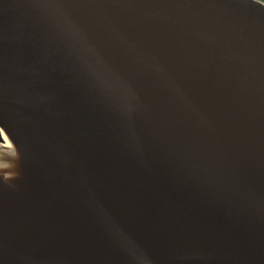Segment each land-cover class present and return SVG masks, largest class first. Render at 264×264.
Returning <instances> with one entry per match:
<instances>
[{"label": "water", "instance_id": "water-1", "mask_svg": "<svg viewBox=\"0 0 264 264\" xmlns=\"http://www.w3.org/2000/svg\"><path fill=\"white\" fill-rule=\"evenodd\" d=\"M140 97L192 141L133 113ZM0 121L79 229V258L154 264L97 191L183 264H264V201L224 145L234 134L264 168V0H0ZM50 257L70 260L0 244V264Z\"/></svg>", "mask_w": 264, "mask_h": 264}, {"label": "bare ground", "instance_id": "bare-ground-1", "mask_svg": "<svg viewBox=\"0 0 264 264\" xmlns=\"http://www.w3.org/2000/svg\"><path fill=\"white\" fill-rule=\"evenodd\" d=\"M140 99L141 105L134 108L133 113L170 137L192 141V137L155 104L143 97ZM0 125L9 131L3 122L0 121ZM9 133L17 145L18 155L12 157L7 153L11 152V149H0V184L7 187L0 191V244L17 253H21L22 247L26 246L30 256L43 250L53 252L57 248L66 249L70 257L68 262L60 263L58 258L54 257L48 258L49 261L54 264H94L79 258L78 253L80 254L83 247L79 229L69 223L50 184L43 176L39 163L17 137L10 131ZM224 145L234 156L241 177L251 184L252 189L264 201V168L257 166L251 150L234 134L225 137ZM8 164L12 167L7 168ZM96 195L121 230L154 264H183L178 256L167 254L141 235L97 191ZM22 222L27 224L26 229L10 231L13 226Z\"/></svg>", "mask_w": 264, "mask_h": 264}, {"label": "snow or ice", "instance_id": "snow-or-ice-1", "mask_svg": "<svg viewBox=\"0 0 264 264\" xmlns=\"http://www.w3.org/2000/svg\"><path fill=\"white\" fill-rule=\"evenodd\" d=\"M4 148L12 150L11 152H7L8 155L12 157H16L18 155L17 145L15 144L11 134L3 125H0V149ZM6 167L10 168L12 165L8 164Z\"/></svg>", "mask_w": 264, "mask_h": 264}]
</instances>
